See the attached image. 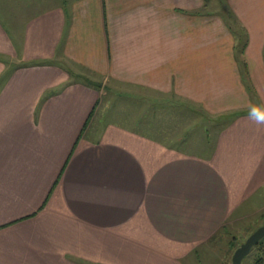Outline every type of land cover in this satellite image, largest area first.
Instances as JSON below:
<instances>
[{
    "label": "crops",
    "instance_id": "0c3cea01",
    "mask_svg": "<svg viewBox=\"0 0 264 264\" xmlns=\"http://www.w3.org/2000/svg\"><path fill=\"white\" fill-rule=\"evenodd\" d=\"M106 81L194 106L203 148L88 127ZM256 195L264 0H0V264H198Z\"/></svg>",
    "mask_w": 264,
    "mask_h": 264
},
{
    "label": "rangeland",
    "instance_id": "374dc122",
    "mask_svg": "<svg viewBox=\"0 0 264 264\" xmlns=\"http://www.w3.org/2000/svg\"><path fill=\"white\" fill-rule=\"evenodd\" d=\"M93 86L100 90L101 96L98 100L96 108L93 110L91 118L88 120V127L91 123L96 126L101 123L121 122L130 125L139 132H148L151 135L161 137L164 140H178L189 138L188 147L192 146L193 139L197 140L199 134H193L194 127L198 129L199 119L192 109L184 101L166 96L158 99L144 100L130 99L127 97L114 96V90L122 92L129 91L124 85H113L108 81L93 83ZM128 87V85H127ZM139 94L141 90H135ZM126 95H129L126 93ZM132 98L135 94H132ZM160 96V94H158ZM161 97V96H160ZM151 102V103H149ZM183 104H185L183 106ZM190 108L189 110H187ZM183 109L185 111H183ZM192 110V111H191ZM198 109L195 107V112ZM197 113V112H196ZM212 117L209 120L202 121L214 123ZM210 125L211 124H207ZM93 126V125H92ZM93 126V127H94ZM87 127V125H86ZM88 132L93 131L91 128ZM199 131V130H198ZM203 131V130H202ZM213 137L214 129L209 130ZM199 133V132H198ZM205 133H201V139L205 140ZM191 144V145H190ZM196 150L203 147H191ZM257 196V195H256ZM253 197L254 203L246 212L228 221L223 229H221L213 239L206 242L204 246L197 250L199 258L198 264H231V257L236 247H238L256 228L264 224V196ZM252 198V199H253ZM264 244V236L261 238L259 245H254L251 251L243 258L242 264H255L258 257L263 255L262 246Z\"/></svg>",
    "mask_w": 264,
    "mask_h": 264
},
{
    "label": "water",
    "instance_id": "95a60500",
    "mask_svg": "<svg viewBox=\"0 0 264 264\" xmlns=\"http://www.w3.org/2000/svg\"><path fill=\"white\" fill-rule=\"evenodd\" d=\"M264 236V224L256 228L248 237L234 250L231 264H242L243 258L251 251Z\"/></svg>",
    "mask_w": 264,
    "mask_h": 264
},
{
    "label": "trees",
    "instance_id": "16d2710c",
    "mask_svg": "<svg viewBox=\"0 0 264 264\" xmlns=\"http://www.w3.org/2000/svg\"><path fill=\"white\" fill-rule=\"evenodd\" d=\"M89 84H91L90 82H88ZM93 112V111H92ZM91 115L92 113L90 114L89 118H91ZM88 118V120H89ZM260 241L256 244V245H259ZM237 248V247H236ZM235 248V249H236ZM262 251H263V255L258 257L257 260H256V263L255 264H264V244L262 246Z\"/></svg>",
    "mask_w": 264,
    "mask_h": 264
}]
</instances>
